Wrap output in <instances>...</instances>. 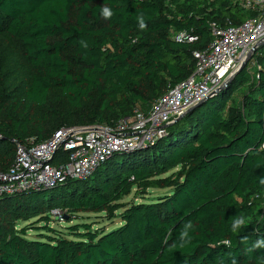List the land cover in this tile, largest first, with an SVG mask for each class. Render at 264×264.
Returning a JSON list of instances; mask_svg holds the SVG:
<instances>
[{
  "label": "trees",
  "instance_id": "trees-1",
  "mask_svg": "<svg viewBox=\"0 0 264 264\" xmlns=\"http://www.w3.org/2000/svg\"><path fill=\"white\" fill-rule=\"evenodd\" d=\"M243 1L0 0V174L32 138L151 112L195 72L214 24L257 16ZM216 90L154 144L113 152L84 177L4 193L0 264H264V45ZM68 160L59 150L53 163ZM152 189L167 191L125 201ZM55 209L107 223L29 234Z\"/></svg>",
  "mask_w": 264,
  "mask_h": 264
},
{
  "label": "built area",
  "instance_id": "built-area-1",
  "mask_svg": "<svg viewBox=\"0 0 264 264\" xmlns=\"http://www.w3.org/2000/svg\"><path fill=\"white\" fill-rule=\"evenodd\" d=\"M243 2L257 16L239 26L230 21L226 27L214 24V40L206 50L195 53V72L172 87L148 114L137 112L114 127L96 124L63 128L43 143H35L32 138L19 145L14 164L0 174V198L4 193L47 188L68 178L84 177L113 152L141 149L165 136L166 124L207 98L255 46L264 42V0ZM59 150H64L69 160L56 165L53 161ZM52 214L63 218L60 209L53 210Z\"/></svg>",
  "mask_w": 264,
  "mask_h": 264
},
{
  "label": "rangeland",
  "instance_id": "rangeland-1",
  "mask_svg": "<svg viewBox=\"0 0 264 264\" xmlns=\"http://www.w3.org/2000/svg\"><path fill=\"white\" fill-rule=\"evenodd\" d=\"M178 169V168H177ZM171 172H168L167 174H169ZM165 191H167V189H152L150 191V193L145 197V198H141V197H135V195H131L127 198H125L126 202H132V201H141V200H148V199H153L159 195H161L162 193H164ZM52 220L50 222H34L31 223L29 226L31 227V230L29 231V234L31 235H37L39 232L34 231L33 227L38 226V227H42V226H51L52 228L58 230V231H64L65 233H67L69 231V228L72 227L73 225L76 224H81V223H92V224H97V223H101L100 226L103 227L104 223H107L106 221H103V218L96 216L95 214L91 213V214H85L82 216H78L77 218H73L72 221H68L67 218H60L57 217L55 215H52ZM80 218V219H78ZM118 220H116V224H118ZM26 223L25 222H20V226H24ZM27 225V224H26ZM97 227V226H94ZM41 231V230H40Z\"/></svg>",
  "mask_w": 264,
  "mask_h": 264
},
{
  "label": "water",
  "instance_id": "water-1",
  "mask_svg": "<svg viewBox=\"0 0 264 264\" xmlns=\"http://www.w3.org/2000/svg\"><path fill=\"white\" fill-rule=\"evenodd\" d=\"M261 45H264V42L258 44L257 46H255L254 49L247 54L246 58L243 60V62L240 64V66L226 79V81L223 84V86L220 87L218 90L215 91L216 94L219 93L220 91H222L223 89H225L226 87H228L231 84V82L234 81V79L236 78V76L247 66V64L253 58V56L258 51V49H259V47ZM205 101H206V99H203V100L199 101L194 106L188 108L186 111H184L180 115L176 116L171 122H169L168 124H166V128H169L172 124H174L175 122L181 120L183 117L186 116L187 113H189L190 111L194 110L196 107H198L199 105H201Z\"/></svg>",
  "mask_w": 264,
  "mask_h": 264
},
{
  "label": "clouds",
  "instance_id": "clouds-1",
  "mask_svg": "<svg viewBox=\"0 0 264 264\" xmlns=\"http://www.w3.org/2000/svg\"><path fill=\"white\" fill-rule=\"evenodd\" d=\"M102 15L105 17V18H108V17H111V15H112V12L107 8V7H105V8H103V10H102ZM141 28H143V27H145V25L143 24V22H141ZM244 223V221L242 220V219H237L235 222H234V229L236 228V227H238V226H240L241 224H243ZM188 227H190V225L188 226ZM182 237L183 236H186L187 235V231H185V232H183L182 234ZM259 243H261V242H258V245L257 246H259Z\"/></svg>",
  "mask_w": 264,
  "mask_h": 264
}]
</instances>
